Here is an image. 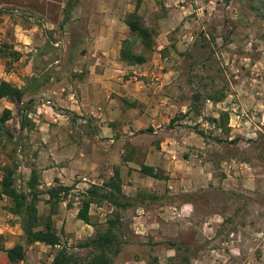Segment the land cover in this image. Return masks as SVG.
<instances>
[{"label": "rangeland", "instance_id": "1", "mask_svg": "<svg viewBox=\"0 0 264 264\" xmlns=\"http://www.w3.org/2000/svg\"><path fill=\"white\" fill-rule=\"evenodd\" d=\"M66 2L0 0V42H7L21 53L14 61L0 57V80L7 78L24 86L32 76L37 78L34 87L39 86L26 95L24 104L0 100V112L5 107L11 110L6 125L14 135L25 109L31 119L34 117L31 110L37 101L49 100L53 108L66 115V107L53 103L44 89H52L50 94L54 95L57 90L66 100V74L87 72L86 63L80 58L86 49L75 44L78 27L68 30L64 21ZM89 3L81 1L71 11V21L80 14L85 17ZM137 3L143 24L154 31V46L151 50L136 48L147 55L143 64L128 65L120 61L118 55L117 64H107L110 71L128 82L125 91L126 96H130L129 102L120 99L118 104L148 109L152 112L149 115L160 125L161 130L155 134L152 130H133L132 136L142 138L144 144L149 140L157 142L161 134L175 135L180 141L173 142L177 150L171 160L179 158L187 168L196 162L204 174L202 180L188 184L183 188L185 191L174 198L175 203L191 200L195 207L193 216L185 220L184 226L177 227L174 237L152 238L154 241L144 252L157 260L159 256L161 264H181L182 250L173 249L169 243L176 242L189 247L193 264H264V9L257 12L245 0H129L133 7ZM253 4L261 5L260 0ZM124 6L125 9L130 7ZM81 21L84 23V19ZM124 26L125 32L120 29L123 39L130 36ZM80 35L83 37L82 31ZM58 84L61 86L56 87ZM194 93L200 95L195 102L200 104L201 115L196 117L190 112L189 116L182 117ZM208 94H224V97L213 102L207 99ZM221 110L229 113L228 134L206 119L218 116ZM173 117L179 119L173 128H168ZM75 120L76 116L71 115L70 121ZM32 121L35 125L36 121ZM65 121L62 120L61 126H66ZM143 126L152 129L147 119ZM194 129L203 130L205 138ZM22 133L28 139L31 157L32 151L38 150L36 129H24ZM214 136L223 141H216ZM10 148L9 143L1 141L0 178L2 166L9 161ZM21 156L19 151V171L25 177L29 169ZM140 161L138 158L135 163ZM42 186L47 187L44 181ZM71 186L72 193L84 190ZM45 197L38 202L42 214L49 211ZM70 197L71 208L80 205L79 196L69 195L61 202L53 219L61 245L84 258L89 249L78 245L86 239L78 237L79 231L84 232V229L73 223L66 235ZM7 204V198H0V231L3 232L8 231L9 226L14 230L18 222L16 216L5 210ZM95 205L90 206L92 221L103 229L106 225L103 220L110 212L106 209L100 217ZM127 229L125 223L122 231ZM52 248L56 252L57 246ZM169 248L172 250L168 255ZM0 264H8L7 258L0 255ZM19 264L28 263L25 259Z\"/></svg>", "mask_w": 264, "mask_h": 264}, {"label": "crops", "instance_id": "2", "mask_svg": "<svg viewBox=\"0 0 264 264\" xmlns=\"http://www.w3.org/2000/svg\"><path fill=\"white\" fill-rule=\"evenodd\" d=\"M88 1L90 3L85 11L86 16H77L67 26L68 30L73 26L78 27L77 33H84L83 41L75 40V44L86 49L80 58L82 63H86L87 72L83 75L66 74V100L62 99L57 90L54 95L50 94L52 89H44L53 103L66 107V115L53 108L49 100L35 103L31 114L36 121L34 127L39 141L36 158L30 159L39 169L41 179L47 187L60 183L87 189L90 184L101 185L117 169L122 192L130 204L124 209L109 202L95 205L100 217L105 214L103 211L106 209V212L118 210L122 225H128L126 231L117 232L123 243L121 250L113 256L112 264H161L159 256L158 260L155 256L148 257L144 249L154 241L152 238L174 237L177 227L180 224L181 227L184 226L185 220L193 216L195 207L192 201L175 203L174 198L185 191L183 188L188 184H196L202 180L204 174L196 162L187 168L179 158L171 160L176 156L177 150L173 142L180 141L175 135L161 134L157 139L158 144L152 140L143 144L142 138L132 136L133 130L136 132L147 127L143 126L145 119L147 125L152 127V134L161 130L156 118L149 115L152 112L148 109L143 110L133 105L119 106L120 99L129 102L127 99L130 96H126L128 92L125 91L128 82L121 80L107 66L111 62L117 64L122 38L120 29L124 32L126 30L121 18L125 11L130 12L134 7L129 4V0ZM125 4L130 7L125 9ZM83 19L84 23L81 21ZM74 32L76 33L75 30ZM4 80L11 82L7 78ZM59 86L61 85L56 87ZM124 94L125 96H121ZM73 114L76 116L74 122L70 121ZM65 119L64 127L61 124ZM138 158L141 161L135 163ZM141 163L154 167V170L160 169L159 176L141 173ZM77 210V206L66 210V235H69L70 226L74 223L84 229V232L79 231V239L87 238L96 228L77 219ZM12 228L9 226V232L0 231L6 238V248L23 241L19 223H15L14 230ZM39 249H43V252ZM171 250L172 248L168 249V255ZM54 254L52 247L36 242L27 247L26 263L50 264ZM0 255L7 258L3 251H0ZM190 264H193L192 259Z\"/></svg>", "mask_w": 264, "mask_h": 264}, {"label": "trees", "instance_id": "3", "mask_svg": "<svg viewBox=\"0 0 264 264\" xmlns=\"http://www.w3.org/2000/svg\"><path fill=\"white\" fill-rule=\"evenodd\" d=\"M245 1L257 12H259L261 8L264 9V0H260L261 5L253 4L258 0ZM80 2L81 0H67L63 8L64 21H66L67 25L74 21H71L70 13L75 7L80 5ZM138 6L137 3L132 11L127 12L123 16V23L127 26L130 36L121 40L118 58L128 65H140L145 63L148 59L147 55L142 52V50L138 52L136 48L151 50L154 46V31L143 24ZM76 38L78 41H83L84 33L83 37L78 34ZM20 56L21 53L13 49L10 44L7 42H0L1 58H9L14 61ZM27 79V84L21 87L1 79L0 100L6 99L11 103L19 102L24 104L23 100L26 95L33 92L36 86L39 87L37 84H35L34 87L37 78L31 76ZM223 97L224 94H208L207 99L218 102L222 100ZM199 99L200 95L194 93L189 103L188 110L181 116L187 117L190 115V112L196 117L200 116V104L195 102ZM27 113L28 111L25 109L19 121V130L16 135H14L6 125L7 121L11 118V110L5 107L0 112V143L2 140H5L6 143L11 145L8 154L9 161L2 166L3 174L0 178V198H7L8 204L5 206V210L17 217L23 236V241L21 243H15L13 246L6 248L4 246V237L0 234V251L5 252L8 264H19L26 259L27 247L33 243L39 242L50 247L57 246V250L50 264H112L113 256L121 250L123 243L117 233L118 231H122L124 226L119 220L120 213L118 210L110 212L105 218L106 225L102 229L101 226L99 227L98 223L94 224L92 221L90 206L92 204L109 202L119 209H124L130 204V202L128 204L127 196L122 192V182L118 170L114 169L113 175L101 185L90 184L87 189L78 191L77 193L71 192L73 186L60 183H56L49 187H40L42 184L41 175L39 169L29 157L30 146L27 142L28 139L26 135L22 133L24 129L29 131L35 126ZM228 118L229 113L226 110H221L218 116H208L206 119L217 126L223 133L228 134L230 129L228 126ZM178 119V117L171 118L168 128H173L175 121ZM151 130L152 129L149 127L139 131L144 132ZM193 131L205 138V132L203 130L194 129ZM214 139L218 142L223 141L222 138L218 136H214ZM18 150L22 152L21 161L29 169L25 177H23L22 173L19 171L20 160L18 158ZM35 156L36 152L31 155L33 158ZM139 171L152 177H158L161 172L160 169L154 170V167L142 163L140 164ZM44 195H46V197L43 198L45 203L49 204V211L47 214L40 213L38 209V202ZM69 195L79 196L80 198V205L78 206L76 218L96 228L92 235L78 244L79 247L89 249L88 255L84 258L76 256L72 252H69L67 247L61 245L60 235L55 227L53 219V215L58 212L61 202ZM68 200L67 206L71 208V197ZM169 243L173 249L177 251L182 250L181 264H190V260L193 256L189 254V247L183 246L181 243Z\"/></svg>", "mask_w": 264, "mask_h": 264}]
</instances>
